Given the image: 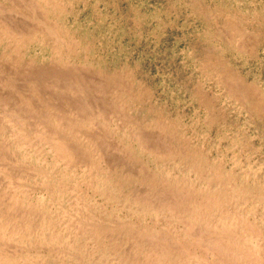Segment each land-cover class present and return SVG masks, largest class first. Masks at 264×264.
Returning a JSON list of instances; mask_svg holds the SVG:
<instances>
[{
	"label": "rangeland",
	"instance_id": "374dc122",
	"mask_svg": "<svg viewBox=\"0 0 264 264\" xmlns=\"http://www.w3.org/2000/svg\"><path fill=\"white\" fill-rule=\"evenodd\" d=\"M0 264H264V0H0Z\"/></svg>",
	"mask_w": 264,
	"mask_h": 264
}]
</instances>
